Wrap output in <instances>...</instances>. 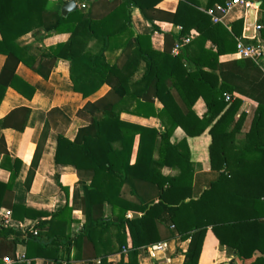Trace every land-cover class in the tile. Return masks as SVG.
Wrapping results in <instances>:
<instances>
[{"label": "trees", "instance_id": "16d2710c", "mask_svg": "<svg viewBox=\"0 0 264 264\" xmlns=\"http://www.w3.org/2000/svg\"><path fill=\"white\" fill-rule=\"evenodd\" d=\"M67 1L0 0V54L6 56L0 72V105L10 87L33 98L35 87L17 73L22 62L48 79L60 60L69 61L73 88L84 98L105 84L111 87L105 96L88 102L81 110V114L89 112L92 117L75 140L66 136L72 119L58 107L48 112L42 133L44 139L50 128L58 132L57 163L74 165L89 174V183H82L81 196L86 223L81 230L72 231L75 192L74 205L67 201L61 210L44 213L49 218L39 220L25 235L0 223V247L3 238L11 234L16 246H24L21 254H12L14 264H36L37 258L49 264L93 259L110 264L109 257L117 253L122 254L118 264H140V249L173 239L177 234L171 228L175 227L183 240L190 239L182 264H201L203 243L211 227L227 253H235L228 264H264V94L258 96L250 130L238 141L237 132L245 114L235 121L242 101L233 94L246 91L227 81L223 68L242 65L255 69L257 65L246 57L233 63L220 62L221 55L237 52L244 19L230 26L212 21L205 10L226 0H208L204 9L198 0H179L173 13L157 8L163 0H77L80 6L63 15L61 9ZM134 8L152 24L153 32L164 34L163 50L153 47L152 33H135ZM156 20L181 25V35L162 31ZM258 22L263 25L264 38V17ZM194 29L198 34L179 54H174L175 41ZM31 32L44 37L53 32L70 36L36 53L19 41ZM93 40L101 43L97 50L89 49ZM208 40L213 43L211 48L206 47ZM245 40L259 44L257 37ZM112 48L122 49L114 63L106 57ZM227 95H231L230 100ZM200 98L207 107L202 118L193 109ZM156 99L162 102L161 109H157ZM124 111L156 116L164 128L124 121L120 117ZM30 113L29 107L15 108L0 119V126L24 130ZM178 126L188 136L200 135L207 129L212 136L211 167L219 171V176L197 198L193 197L195 166L188 138L171 142ZM41 149L42 142L34 156L27 187L34 178ZM0 151L4 154L1 164L11 171L9 181L0 182V188L12 197L22 162L16 159L11 164L4 137ZM165 166L177 168L178 173L165 174ZM124 186L131 188L137 201L123 196ZM63 189L68 195L69 188ZM106 202L112 205L110 215L104 211ZM6 203L0 198V208ZM8 206L12 207V216L22 220L37 218L41 213L16 203ZM19 209L26 212L21 214ZM130 211L141 215L130 217ZM5 255L0 251V264H4ZM21 255L24 259L19 258Z\"/></svg>", "mask_w": 264, "mask_h": 264}, {"label": "crops", "instance_id": "0c3cea01", "mask_svg": "<svg viewBox=\"0 0 264 264\" xmlns=\"http://www.w3.org/2000/svg\"><path fill=\"white\" fill-rule=\"evenodd\" d=\"M78 7L79 2L75 0ZM201 8L204 9L208 0H198ZM253 3L259 5L258 9V21L264 17V9L262 8L263 0H250ZM179 0H163L157 8L167 11L175 12L177 10ZM247 14V8L243 5H236L231 9L222 19V23L226 26H230L234 21L238 19H244L242 28V35L238 38L245 40V18ZM132 24L135 33L149 34L152 33V45L157 50H163L165 46V36L162 32H153L152 24L143 16L139 9L134 8L132 12ZM156 24L160 26L162 31L173 33L175 35H181L182 26L174 24L167 20H156ZM259 24V22H258ZM263 26V25H262ZM256 30V36L259 44L264 49V38H261V32ZM198 32L194 29L191 31L192 37L196 36ZM69 33H50L46 37L42 33H29L19 39L22 45H28L32 48V51L40 53L41 49H45L48 46L55 45L60 42L67 41ZM252 39V38H249ZM213 43L208 40L206 43L207 48H211ZM101 47V43H97L95 40L89 43V49L97 50ZM121 48H112L106 52L107 60L114 63L121 55ZM243 58L238 50L235 53L223 54L220 56L221 63H233L236 60ZM6 56L0 54V72L5 63ZM256 68L245 67L242 65H230L224 66V74L227 81L242 86L246 92H234L233 97L241 99L242 104L240 109L236 113L235 121H237L242 113L245 114L244 121L240 127V131L237 132L238 141L242 140L244 135L250 130L252 122L255 118L256 110L259 105L258 96L264 94V56L256 62ZM209 69V68H207ZM220 74V71H215ZM17 73L24 80L32 84L36 92L32 99L26 98L14 88H9L5 94L4 99L0 105V119L9 114L13 109L18 107H29L31 113L27 121V125L24 130H17L14 128H2L0 126V140L4 137L7 149L11 156V164L16 159L21 160L19 175L13 184V196L4 194L0 188V198L6 200L0 208V220L8 210L12 212V207L8 206L10 203L20 204L29 209H32L38 213L37 218L26 217L21 219L19 217L12 216L14 225L21 223L23 225L22 230H17L20 234L25 235L26 232L32 231L35 224L41 220L49 218L44 216V213H53L61 210L69 201L70 205H74V194L76 192L75 209L73 211V217L75 221L72 223V231H79L86 223V215L84 214L85 204L81 200L82 196V183H89L88 173L85 171H79L74 165L71 164H59L56 162V151L58 144V132L50 128L47 136L43 139L42 133L46 125L48 112L54 108H60L66 115H68L72 122L66 130V136L70 140H75L80 128L87 127L90 123L92 115L89 112L80 113L88 102H95L101 97L105 96L111 89L107 84L103 85L100 90L92 94L91 96L84 98L80 92H76L73 88V84L70 77V63L67 60H60L48 79H45L40 74L35 72L29 66L23 62L17 67ZM155 105L157 109H161L163 104L160 100L156 99ZM198 117L202 118L207 112V107L203 98L197 100L193 107ZM98 114V113H97ZM121 119L130 123L156 127L163 129L164 125L160 118L156 116H142L132 112H121ZM233 127V125L231 126ZM184 138H188L189 146L191 150L192 161L195 166L194 180H193V197H199L202 192L210 186L212 181L216 180L219 176V171L211 167L210 157V145L212 143V136L209 129L205 130L200 135L188 136L186 131L178 126L171 138L172 143L181 141ZM42 142L41 157L37 168L35 169L34 178L27 187L26 181L31 170L32 162L36 154L39 143ZM44 142V143H43ZM139 137L137 136L134 148V155L132 161L136 158L138 149ZM4 154L0 151V182L7 183L11 176V171L4 168L1 164L3 162ZM163 172L168 175H175L178 173L177 168L171 166H165ZM63 186L69 188V194L63 189ZM4 196V197H3ZM123 196L137 201V198L132 195L131 188L124 186ZM12 200V201H11ZM5 202V201H4ZM104 211L107 215L112 212V205L108 202L105 203ZM21 214L26 212L24 209H19ZM134 213L136 215H134ZM13 215V214H12ZM141 212L130 211V217H138ZM35 217V215H32ZM13 227V226H12ZM15 228V227H14ZM177 235L171 240H163L166 246L160 251H151L149 247L141 248L139 252L140 264H182L184 261V253L188 249L190 239L183 240L181 236L175 230V227L171 228ZM165 233V231L163 230ZM130 244V239H129ZM24 246L14 244V235L11 234L7 238H3L0 251L6 253L5 257H12V254H21ZM16 251V252H15ZM20 251V252H18ZM235 253L229 254L226 249L221 246L218 237L215 235L211 227L208 228L205 240L203 243V249L200 256L201 264H228L235 256ZM122 259V254L117 253L109 257L110 264H118ZM127 260V257L125 258ZM50 262L37 258L36 264H49ZM3 264V263H2ZM72 264H99L98 259L93 260H75Z\"/></svg>", "mask_w": 264, "mask_h": 264}, {"label": "built area", "instance_id": "2783aa9c", "mask_svg": "<svg viewBox=\"0 0 264 264\" xmlns=\"http://www.w3.org/2000/svg\"><path fill=\"white\" fill-rule=\"evenodd\" d=\"M236 5H243L247 9L250 7H258L257 4L253 3L250 0H226L224 3H216L211 7H208L205 11L206 13L211 17L213 22H222L223 17ZM82 7H86L85 4L82 5ZM263 28L262 25H257L256 30L260 31ZM192 40V35H188L186 37H182L180 39H177L175 41V45L173 47V53L179 54L181 49L189 44ZM238 53L242 57L250 58L254 60L255 62H258L263 56H264V49L261 44H252V43H246L243 39L238 38V46H237ZM231 95H227V99L230 100ZM12 218L11 211L8 210L7 213L2 216V220H0V223L2 225L15 227L17 230H22L23 225L21 223H18L17 225H14ZM37 231H34V234H37ZM166 246L165 243L159 242L156 244H153L149 246V249L151 251H160L163 250ZM124 253L127 254V248H125ZM20 259H24V255L19 256ZM16 259H13L11 257H5L4 258V264H14Z\"/></svg>", "mask_w": 264, "mask_h": 264}, {"label": "water", "instance_id": "95a60500", "mask_svg": "<svg viewBox=\"0 0 264 264\" xmlns=\"http://www.w3.org/2000/svg\"><path fill=\"white\" fill-rule=\"evenodd\" d=\"M259 7V5H258ZM258 7H250L247 9V14L245 18V36L248 38H255L256 27L258 25ZM78 8L75 0H69L62 6L63 15H67L69 12ZM134 215H136L134 213Z\"/></svg>", "mask_w": 264, "mask_h": 264}]
</instances>
